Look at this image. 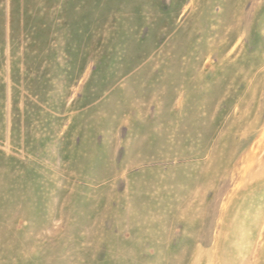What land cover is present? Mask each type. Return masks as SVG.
I'll list each match as a JSON object with an SVG mask.
<instances>
[{
  "label": "rangeland",
  "instance_id": "obj_1",
  "mask_svg": "<svg viewBox=\"0 0 264 264\" xmlns=\"http://www.w3.org/2000/svg\"><path fill=\"white\" fill-rule=\"evenodd\" d=\"M0 264H264V0H0Z\"/></svg>",
  "mask_w": 264,
  "mask_h": 264
}]
</instances>
